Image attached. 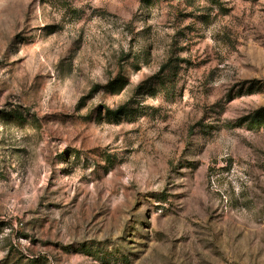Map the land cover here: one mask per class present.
I'll use <instances>...</instances> for the list:
<instances>
[{
  "label": "rangeland",
  "instance_id": "obj_1",
  "mask_svg": "<svg viewBox=\"0 0 264 264\" xmlns=\"http://www.w3.org/2000/svg\"><path fill=\"white\" fill-rule=\"evenodd\" d=\"M261 107L264 0H0V264H264Z\"/></svg>",
  "mask_w": 264,
  "mask_h": 264
},
{
  "label": "trees",
  "instance_id": "obj_2",
  "mask_svg": "<svg viewBox=\"0 0 264 264\" xmlns=\"http://www.w3.org/2000/svg\"><path fill=\"white\" fill-rule=\"evenodd\" d=\"M114 112L108 111V114H113ZM255 124L257 126L264 124V107H261L254 111L249 118V125Z\"/></svg>",
  "mask_w": 264,
  "mask_h": 264
}]
</instances>
